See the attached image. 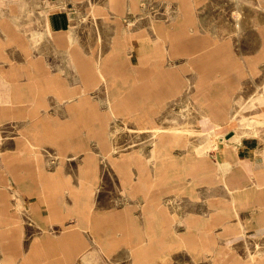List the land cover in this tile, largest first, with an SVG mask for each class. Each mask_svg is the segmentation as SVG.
Wrapping results in <instances>:
<instances>
[{"label":"rangeland","instance_id":"rangeland-1","mask_svg":"<svg viewBox=\"0 0 264 264\" xmlns=\"http://www.w3.org/2000/svg\"><path fill=\"white\" fill-rule=\"evenodd\" d=\"M48 1L56 2L0 1V184L18 185L23 193L6 195L0 186V226L7 228L0 257L11 256L13 264H221L207 257L192 227L206 223L209 205L191 202L188 192L192 184H214L211 200L218 202L227 195L224 180L238 184L231 180L236 165L246 175L239 184H264V162L236 163L222 174L211 154L207 164L197 161L193 146L197 153L208 137L213 149L219 124L231 123L225 132L235 128L238 112L224 121L204 110L217 96L222 108L225 96L234 106L239 98L250 105L264 100V0H186L197 27L166 41L167 51L151 67L156 72L143 60L133 62L124 45L147 35L137 12L153 9L164 17L165 4L171 2L169 11L179 0H140L138 10L127 11L125 0H65L73 23L62 34L42 30ZM116 2L138 30L120 36ZM211 48L213 59H204L197 72L192 61ZM31 185L46 193L36 187L30 193ZM48 191L63 193L64 209ZM69 208L84 229H68ZM236 209L238 218L229 217L236 234L221 250L257 264L264 259V212L250 202ZM171 220L176 230L166 232Z\"/></svg>","mask_w":264,"mask_h":264},{"label":"crops","instance_id":"crops-1","mask_svg":"<svg viewBox=\"0 0 264 264\" xmlns=\"http://www.w3.org/2000/svg\"><path fill=\"white\" fill-rule=\"evenodd\" d=\"M9 1L19 3V0H9ZM55 1L56 2H54V4L49 1L46 2L44 7L42 8V11L44 12L43 15L44 24L42 25V30H45L48 33H52V34L53 33L62 34L65 31H67L68 28H72L71 27V24L73 23L72 16H70L69 13L67 12L68 5L63 2L65 0H55ZM115 1L116 0H114V2ZM125 1H126V11L130 9L132 6H134L135 9L137 10L140 8V6L138 5L140 0H125ZM168 3L171 2L168 1L165 4L166 15H164V17L159 16L157 12L153 9L143 10L136 13V17L139 20L141 21L144 20L145 26L142 28L145 29L147 35L132 42L125 43L124 47H126V52H129L131 54V56L133 57L132 58L133 62H137L138 60L140 61L143 60L145 64L148 63L150 65V68L153 67L154 62H156V58L167 51V48L165 46L167 40L173 41V40H178V38L185 37L186 35H184L185 31L183 28H191V31H193L195 29V26L197 27V21L193 20L192 14L186 11V0H179L175 7L171 5L169 11H167L166 9ZM120 6H121L120 2H116L114 4L115 17L113 21L114 23H116V25H120L124 27V28H118L120 36H124L125 33L127 34L130 31L138 30V28L136 27L131 28L132 19L131 17L128 16L127 13L125 15V13H123L121 9H119L121 8ZM72 7L74 9L77 8L75 5H73ZM78 16L81 19H84L86 17V15L81 12H79ZM170 16L173 18V21L171 22V24L168 25L166 24V27L168 28H163L164 21H168L170 19V18L168 19V17ZM41 32L43 31H40V33ZM68 37L70 39V42L72 43L74 39L72 32H68ZM216 52H217L216 50L214 49L212 50L211 48L209 49V51L206 52V55H201L202 57H195L194 61H192L193 64L192 68H194L197 72L203 71V66L207 65L204 59H213V55ZM244 65L245 68H247L246 64ZM135 66H137V64L134 63L133 67ZM151 78H154L155 81H158L155 76H152ZM107 82L110 85H112L109 79ZM234 83L235 82H230L229 84H227L228 85L227 90L232 88ZM200 85L204 86V82L202 81ZM210 86L213 87L214 84L211 82ZM200 88H198V90ZM202 89L204 88L202 87ZM202 89H200V91ZM225 97L224 98L221 97V100L223 99V103H225L224 108L220 106L219 104L220 97L217 96L214 99V101H212V105L210 104L208 108H205L204 110L206 111L209 110L210 113L216 118L222 119L224 117L225 119L224 121L231 119L234 113L238 112L235 116L236 117L235 128L223 134L224 135L223 138H220L221 140L220 139L218 140L216 150H213L208 144V139H207L208 137L204 139L203 145L197 149L198 151L197 153L195 150V146H193L194 148L193 150L195 152V157H197V161H201L205 165L208 162H210L208 155L211 154L212 158L214 159L213 164L215 166V170L222 174H225L229 170H231L234 167V164L236 163L242 164L243 162H249L250 160H253L257 164L259 163V161H256V159L258 158H261L264 162V108L262 107L259 111L255 112L251 116H248L245 113V111L248 109H253L259 106H263L264 100H261L262 98H257L256 100L252 101L253 104L250 105L249 103L251 101H249V99L239 98L237 101L238 105L234 106L232 105L231 99L229 98L225 99ZM204 112L202 113L203 115L206 116V113ZM239 114L241 116H239ZM175 126H171V127H175ZM178 126H182V124ZM153 138L155 141L156 137L154 136ZM258 141L262 142L261 146L258 145ZM155 148L159 150V148L157 147ZM161 149H165V148H161ZM31 154L37 157L36 151H33ZM228 154H230V157L227 156ZM249 156L254 157L255 160L253 158H250ZM150 161L153 164L157 165V160L153 159V157L152 159H150ZM34 163L45 164L46 162L36 159ZM232 174L233 175L231 177V180H233L234 183H238V184H229L223 179L224 184L221 185L225 190V194L227 195H225V198L223 197L218 202L211 200L212 199L211 196H213L212 189L214 184H206V186H204L203 184H192L194 189L188 192L193 196V197L190 196L191 202L202 200L204 201L205 204L209 205V213H208V218L206 219V223L200 222V225L198 226L193 225L192 227L193 228L197 227L196 235L201 237L202 240L201 244L207 245L205 249V252H208L207 257H212L213 261H219L221 262V264H242L241 261H239L233 255L227 256L228 253L227 249L221 250V246H222L221 243L224 242V244L228 245L229 248V245L232 244L231 235L236 234V232L233 231L234 229L233 225L229 223V217H231L232 215H235L237 217L236 214L237 205L239 203L250 202L254 204V206L256 207L258 206L259 210L264 212V184H261L262 182H260L259 180L258 181L256 180L254 184H239L246 181V175L244 173V169L240 165H236L234 167V170H232ZM250 178H254V175H251ZM3 179L6 180L5 177H3ZM0 186L3 187L2 190L6 195L9 194L16 197H21V195H23V193L19 191L18 185L14 186L13 184L10 183V184H0ZM34 187H36V191L38 193L40 194L46 193V190L42 189L41 191L40 188L37 189L38 187L36 185H31L30 193H33V190H35ZM141 188L144 191L145 188L144 187ZM203 188L207 190L206 193H204ZM129 189H131V185H129ZM48 193H49L48 195L46 194L48 197L56 198L57 208H59L60 210L65 208L64 202L62 201L63 193L58 192L55 194L51 191H48ZM128 198L136 199L134 194H130ZM159 205H161L160 208L161 211L165 212L166 204H164L163 206V203L159 201ZM57 215H59L58 212ZM67 215H69V218L73 220L72 221L73 225H71L68 229L70 230L84 229L86 225H84V223L80 221L76 216L72 215L71 209L67 210ZM174 222L175 220H171L169 221V223L167 222L168 225L164 228L166 232L174 231L175 229ZM218 225H222L224 229L223 232L220 234L216 233L214 229ZM40 226L43 231H49L50 229L49 226H46L44 224H40ZM236 226L238 228L244 227V225L240 221L237 222ZM61 227L62 229H66L64 225H62ZM6 229L7 228L5 226H0V245H1V235L6 231ZM209 252H211V256ZM13 263H14L13 258L9 255L0 257V264H13ZM248 264H255V263L250 262ZM257 264H264V259L260 260L259 263Z\"/></svg>","mask_w":264,"mask_h":264},{"label":"bare ground","instance_id":"bare-ground-1","mask_svg":"<svg viewBox=\"0 0 264 264\" xmlns=\"http://www.w3.org/2000/svg\"><path fill=\"white\" fill-rule=\"evenodd\" d=\"M108 85V83H107ZM262 92V91H261ZM30 98V97H29ZM251 101V99H249ZM208 116V115H207ZM206 117V116H205ZM233 119V118H232ZM204 123V122H203ZM216 123V122H215ZM218 125V124H217ZM219 128H220V132L216 133V135H214L213 137H211L210 139L212 140H215L216 142L213 144V149L216 150V146L218 144V136L222 133V132H225L226 130H228L230 127H231V123H225V124H219L218 125ZM213 127V126H212ZM171 130L172 132H177L178 130H174V129H169ZM221 140V139H220ZM194 149V148H193ZM20 190V189H19ZM70 209V208H69ZM74 209V208H73ZM81 221V220H80ZM80 224V223H79ZM83 226V225H82ZM78 228V227H77ZM80 228V227H79ZM85 228V227H84Z\"/></svg>","mask_w":264,"mask_h":264}]
</instances>
